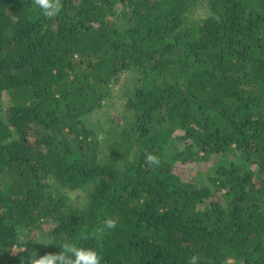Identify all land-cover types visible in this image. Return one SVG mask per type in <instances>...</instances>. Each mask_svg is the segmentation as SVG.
<instances>
[{
	"label": "trees",
	"instance_id": "16d2710c",
	"mask_svg": "<svg viewBox=\"0 0 264 264\" xmlns=\"http://www.w3.org/2000/svg\"><path fill=\"white\" fill-rule=\"evenodd\" d=\"M59 3L0 0V264H264V0Z\"/></svg>",
	"mask_w": 264,
	"mask_h": 264
},
{
	"label": "clouds",
	"instance_id": "9594fccd",
	"mask_svg": "<svg viewBox=\"0 0 264 264\" xmlns=\"http://www.w3.org/2000/svg\"><path fill=\"white\" fill-rule=\"evenodd\" d=\"M36 6H38L45 16H56L61 5L59 0H35ZM146 159L150 164H159V158L152 153H147ZM104 224L108 229L116 227V221L112 218H107ZM66 252L52 255L51 258L42 256L40 258H32L30 264H101V257L98 252L92 248L77 247L72 243H65L63 245ZM197 257H191V264H197Z\"/></svg>",
	"mask_w": 264,
	"mask_h": 264
},
{
	"label": "rangeland",
	"instance_id": "374dc122",
	"mask_svg": "<svg viewBox=\"0 0 264 264\" xmlns=\"http://www.w3.org/2000/svg\"><path fill=\"white\" fill-rule=\"evenodd\" d=\"M112 115L111 112H107L106 110H101L97 113H93L92 116H91V119L94 120V119H98L102 122L105 121L106 119V115ZM106 125V124H105ZM73 196H76L75 194L72 193ZM21 249L20 248H13L12 251H11V254H17Z\"/></svg>",
	"mask_w": 264,
	"mask_h": 264
}]
</instances>
